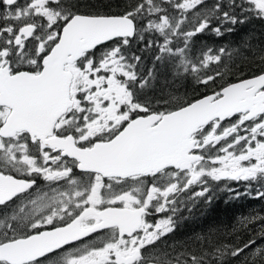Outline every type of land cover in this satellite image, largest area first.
Returning <instances> with one entry per match:
<instances>
[{
    "label": "snow or ice",
    "instance_id": "1",
    "mask_svg": "<svg viewBox=\"0 0 264 264\" xmlns=\"http://www.w3.org/2000/svg\"><path fill=\"white\" fill-rule=\"evenodd\" d=\"M86 7L0 0V264H264L255 240L166 239L221 181L264 198V72L220 84L233 51H193L264 0ZM165 73L211 94H157ZM257 221L264 237V217L240 224Z\"/></svg>",
    "mask_w": 264,
    "mask_h": 264
},
{
    "label": "trees",
    "instance_id": "2",
    "mask_svg": "<svg viewBox=\"0 0 264 264\" xmlns=\"http://www.w3.org/2000/svg\"><path fill=\"white\" fill-rule=\"evenodd\" d=\"M128 2L129 0H100L98 4L91 5L87 7V9H96L101 12H119L123 10V6ZM214 2L215 0H210L208 4L210 5ZM0 11H2V8H0ZM212 23L213 26H217L220 22L213 20ZM247 26L248 23L245 22L244 24L231 26L234 28V31L226 32L223 36H216L214 33L208 32L200 39H198V37L193 39V51L197 56H199L202 51H206L209 48H211L213 52L221 47L233 51L232 59L227 61L230 72L224 79H222L224 83L230 82L231 78L234 76L247 75L252 66L249 62L243 59L244 55H259L260 52L264 53L263 30L261 27L255 28V33L257 34L250 35L248 32H244L247 30ZM223 27L226 28L229 27V25L225 24ZM136 52L137 54H142L138 51ZM251 58L254 59L256 57ZM165 76L167 77L166 80ZM188 87L196 90L200 88L201 90L206 89L204 86L200 87V85L191 80V78L183 81H174L171 75L165 73L156 84V92L159 94L161 88H163L164 91L175 92L180 96L179 94L185 92ZM184 96L188 98L190 97L188 94H185ZM245 205L246 199L244 196L236 200L219 197L214 203L208 205L209 207L207 206L208 208L203 212L192 210L188 216L184 214V222L182 221L178 227L176 236L173 239L171 238L169 242L175 244H183L184 242H187L188 244H193V246H195L193 243L194 239H189L187 241H181L179 239H184L187 235H194L195 232H199L198 235L207 236L211 234L214 238L224 243H235L240 245L248 240L259 238V230H250L251 227H258L257 223L249 225L247 228L237 224L238 220L236 221V219L244 212Z\"/></svg>",
    "mask_w": 264,
    "mask_h": 264
},
{
    "label": "flooded vegetation",
    "instance_id": "3",
    "mask_svg": "<svg viewBox=\"0 0 264 264\" xmlns=\"http://www.w3.org/2000/svg\"><path fill=\"white\" fill-rule=\"evenodd\" d=\"M209 1H207V3H209ZM85 2H86V0H82V3H85ZM85 10H92V9L85 8ZM94 10H96V9H94ZM246 22L248 23V26H247V30L244 32H248L250 35H256L257 33H255V28L261 27V29L263 30V34H264V20H260V19L250 17L248 19V21H246ZM206 33H208V31H206L205 33H201V34L197 35L196 37H198V39H200ZM243 59L246 60L247 62H249L250 64L253 61H259V64H257L254 68H251L249 70V72H251L250 74L243 75V76H237L236 78L231 79V81H235V80H238L241 78H251L256 74L264 72V53L260 52V54L257 55L256 58H254V59H252L250 56L244 55ZM149 60H150V62H149ZM150 63H151V58L149 57L146 64L150 66ZM200 87H202V85H200ZM211 91H212V89H209V88H206L204 90H201V88H200V89L196 90V89H192V88L188 87L185 90V92H183L179 95H180V97H185L184 95L188 94L190 96L189 99H195V98L202 96V95L211 94ZM167 92H169V91H167ZM172 93L177 95V93H175V92H172ZM37 182H38V184H41V185L44 184V182L42 180H39V179ZM228 188H231L235 191H239L241 193H246L248 191V189L245 187L243 182L236 183V182H223V181H221V182H219V184L214 185L213 191L210 192L209 195L213 197L215 191H225L228 196L233 195L234 192L228 191ZM242 196H244L246 199V205H245L246 209L244 211L245 214L248 212L255 214V215L264 214V198H257L255 195V191H253L252 195H242ZM213 201H214V197L212 198L211 202H213ZM189 203H191V201H189ZM196 204L200 205V207H199V210H196V209H194V210L197 212H202L203 210H206L209 207L208 205H210L211 203L206 204V203H204L203 198H198V202ZM257 212H259V213H257ZM181 215L184 217L183 211H182ZM160 216L162 217L163 214H160ZM158 218H160V217H154L151 219L155 220ZM182 221H183V218L179 221V225L182 223ZM257 222H258V227H260L259 221H257ZM179 225H178V227H179ZM178 227H177V230H178ZM177 230L175 233H173L171 235V237L166 238V239H168L169 241L171 240V238L173 239L176 236ZM234 263L236 264V262H234Z\"/></svg>",
    "mask_w": 264,
    "mask_h": 264
},
{
    "label": "rangeland",
    "instance_id": "4",
    "mask_svg": "<svg viewBox=\"0 0 264 264\" xmlns=\"http://www.w3.org/2000/svg\"><path fill=\"white\" fill-rule=\"evenodd\" d=\"M99 1L100 0H86V2L84 3L85 5H87L88 7L89 6H91V5H95V4H98L99 3ZM87 8V7H86ZM133 51V50H132ZM258 54H255V55H249L250 57H256ZM150 57V56H149ZM149 59V58H148ZM148 61V60H147ZM146 61V62H147ZM257 64H259V61H253L252 63H251V66H252V68H254ZM251 72H249L248 71V73L247 74H250ZM246 75V74H245ZM237 76H234L233 78H236ZM233 78H231V79H233ZM230 80V79H229ZM219 83L220 84H224V82H223V80H220L219 81ZM165 92H167V91H165ZM215 191V190H214ZM213 197H214V201L213 202H211V204L212 203H214L219 197L220 198H229V200H236V199H238V198H233L234 197V193H233V195H231V196H228L227 194H226V192L225 191H215L214 192V195H213ZM240 197H242V196H240ZM239 197V198H240ZM210 204V205H211ZM199 207H200V205H198V204H195V206L192 208V210H194V209H196V210H199ZM245 209H246V207H245ZM192 210H191V212H192ZM203 211H205V210H203ZM202 211V212H203ZM245 211V210H244ZM191 212H189V211H187V209H184L183 210V213L186 215V216H188ZM257 213H259V212H257ZM249 216H257V215H255V214H252V213H250V212H248V213H242L240 216H238L237 217V219H236V221L238 220V225H241L240 224V221H241V219L242 218H244V217H249ZM258 216H261V217H264V214H261V215H258ZM189 218H191V217H189ZM257 224H258V222H257ZM211 229V228H210ZM211 230H213V229H211ZM244 230V229H243ZM250 230L251 231H256V230H259L260 231V227H257V226H255V227H251L250 228ZM199 233V232H198ZM198 233L197 232H195L194 233V235H187L186 236V238H179L181 241L182 240H185V241H187V240H189V239H194L195 240V238L197 237V236H200V237H203V236H206V235H198ZM260 236V235H259ZM253 240H255L256 241V244L255 245H253L252 247L253 248H255L256 246H260V247H264V238L262 237V236H260L259 238H254ZM185 243V242H184ZM246 251H250V250H246ZM243 256V254L241 255V257ZM241 257H238V258H235V260L233 261V264H235L234 262H238V261H240V259H241Z\"/></svg>",
    "mask_w": 264,
    "mask_h": 264
},
{
    "label": "bare ground",
    "instance_id": "5",
    "mask_svg": "<svg viewBox=\"0 0 264 264\" xmlns=\"http://www.w3.org/2000/svg\"><path fill=\"white\" fill-rule=\"evenodd\" d=\"M184 222V221H183Z\"/></svg>",
    "mask_w": 264,
    "mask_h": 264
}]
</instances>
